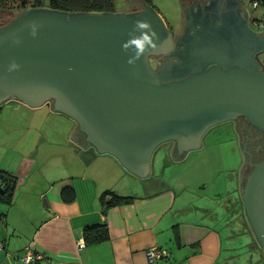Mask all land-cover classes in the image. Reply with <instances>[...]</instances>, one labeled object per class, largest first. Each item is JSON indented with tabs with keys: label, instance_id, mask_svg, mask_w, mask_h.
I'll list each match as a JSON object with an SVG mask.
<instances>
[{
	"label": "water",
	"instance_id": "95a60500",
	"mask_svg": "<svg viewBox=\"0 0 264 264\" xmlns=\"http://www.w3.org/2000/svg\"><path fill=\"white\" fill-rule=\"evenodd\" d=\"M140 6L135 12L21 10L0 26V101L52 100L90 145L115 155L138 176L153 171L160 146L173 142L165 153L175 147L185 155L222 121L244 116L264 130V37H244L240 27L222 24L217 37L195 26L172 35L151 5L142 0ZM136 20L150 21L160 39L129 64L134 49L122 45L139 35ZM177 49L187 51L186 60L172 55ZM161 54L174 60L162 63V72L151 64ZM13 63L18 67L9 71ZM252 165L237 193L249 233L264 253V156Z\"/></svg>",
	"mask_w": 264,
	"mask_h": 264
},
{
	"label": "crops",
	"instance_id": "0c3cea01",
	"mask_svg": "<svg viewBox=\"0 0 264 264\" xmlns=\"http://www.w3.org/2000/svg\"><path fill=\"white\" fill-rule=\"evenodd\" d=\"M181 2L183 28L194 26L198 7L215 5L226 15L217 17L219 24L240 27L244 37L261 35L249 23L244 0ZM259 57L264 64L263 52ZM15 98L0 101V167L17 176L12 200L0 201V264H18L26 250L41 255L37 264H255L260 257L248 234L247 250L238 249L233 218L246 222L233 197L214 206L197 202L183 195L176 177L160 176L154 163L152 172L138 176L90 145L77 122L52 102L29 105ZM179 154L174 147V158L184 160L186 154ZM159 158L157 169L165 152ZM65 185L74 189L71 201L61 197ZM105 191L130 198L105 206ZM94 224H105L107 237L85 242L83 227ZM151 246L168 254L149 261Z\"/></svg>",
	"mask_w": 264,
	"mask_h": 264
},
{
	"label": "rangeland",
	"instance_id": "374dc122",
	"mask_svg": "<svg viewBox=\"0 0 264 264\" xmlns=\"http://www.w3.org/2000/svg\"><path fill=\"white\" fill-rule=\"evenodd\" d=\"M244 1L250 16V25L258 30L264 37V4L258 3L257 5H253L251 4L252 0ZM150 2L152 7L164 19L169 30H175L177 33H182L184 31L181 30L183 28L181 0H150ZM140 3H142V0H114L113 11L126 12L130 9H137L139 8ZM16 11L17 10L0 11V23L10 19L13 15L12 12ZM186 16L187 12L185 9L184 18ZM262 52L264 54V50ZM170 60L173 62V57ZM18 112L19 111H17V113ZM24 115L26 116L28 114H22L19 116ZM239 117L240 120H244L243 116ZM246 126L247 123L244 125L242 124V126L240 124L241 149L237 143V130L234 124L231 121L226 120L212 125L204 133L201 145L198 148L188 151L184 160H174V156L171 153H165L166 159L160 161L159 169H157V164L159 163L158 159H160L159 157L161 156V153L166 152L168 147V145L160 146L153 155V163L155 164L157 173L160 174V176L168 175L169 177H176L177 180L174 178L176 182L178 184L180 182L186 190L183 195L194 198L197 202H204L214 206L216 203L220 205V201H223L227 196L229 198L233 197L234 201H232V203L235 204L236 210V201L239 199L237 187L239 168L242 164V154L244 156L245 164V155L247 154V149L250 145L249 142H246V137L244 139ZM242 144L245 145L242 146ZM167 161L171 163L168 164L166 163ZM256 161L258 160H255L254 162ZM252 166V164L247 166L246 171L244 172L246 177L250 173ZM246 177L244 178L242 185L245 184ZM235 219L238 220V222L234 221L233 218L232 224L235 227L234 231H236L237 234L236 238H239L240 247H238V249L242 252L246 247V245H244L245 237L248 235L251 236V234L249 233V230H247L246 223H244L237 214ZM259 251L261 257L257 258L254 262L255 264H264V253L262 250ZM244 253L239 255V259L242 261L245 257Z\"/></svg>",
	"mask_w": 264,
	"mask_h": 264
},
{
	"label": "trees",
	"instance_id": "16d2710c",
	"mask_svg": "<svg viewBox=\"0 0 264 264\" xmlns=\"http://www.w3.org/2000/svg\"><path fill=\"white\" fill-rule=\"evenodd\" d=\"M146 4L152 6L150 0H143ZM114 0H0V11L8 10L12 12V17L7 21L1 22L0 26L6 24L13 19L21 10L31 7H48L52 9H60L65 11H113ZM1 106V103H0ZM17 176L0 167V201L9 203L14 195ZM109 194L108 201L105 206L126 201L130 196L120 195L112 191L103 192L101 199ZM75 196L73 187L65 185L61 188V197L64 201H71ZM240 198V196H239ZM238 210L242 215L241 199H238ZM83 238L85 242L102 240L107 237V227L105 224L85 225L83 227ZM32 264H37L33 261Z\"/></svg>",
	"mask_w": 264,
	"mask_h": 264
},
{
	"label": "flooded vegetation",
	"instance_id": "af4514ba",
	"mask_svg": "<svg viewBox=\"0 0 264 264\" xmlns=\"http://www.w3.org/2000/svg\"><path fill=\"white\" fill-rule=\"evenodd\" d=\"M217 8L218 7H216L215 5H211V6H206L205 8L198 7L195 11H193L192 24H194V26L197 28L198 32H200L202 34H209V35L213 34L216 37L219 35L220 26L216 20H217V16L223 17V13H222V11H218ZM140 9H141V6L139 5V8L130 9V10H127L126 12H135V11H138ZM189 27H191V25ZM189 27H188V29L191 30V32H192L193 29H191ZM216 44H218V43L216 42ZM232 46H234V45L232 44L231 48H232ZM186 52H185V50L180 51L177 49L174 52V54H172V55L176 56L181 61H184L188 57ZM169 59H170V56L168 54H165L164 56H163V54L156 55V56L154 55L151 58V64L154 67H156V65H157L158 70L160 72H162L165 69L164 67H161L163 65L162 63H166ZM168 76H169V74H168ZM50 102H52V100H50ZM243 118H244V120H240V117H237L232 121L229 120L234 124V126L237 130V143L239 145V148L241 147L240 124L242 126V124L244 125L245 123H247V126L245 127L244 139L246 137V139H245L246 142L250 143V145L247 149L248 150L247 154L246 155L244 154L246 156L245 164H244V158H243L244 156L242 154V164H241V167L239 168V179H238V189L239 190L242 189V187H243L242 182H243L244 178L246 177L245 176L246 174L244 175V172L246 171L247 166L251 165L255 160H259L260 158H262L264 156V130L257 127L255 124H253L250 120H248L244 116H243ZM165 144L166 145L171 144V146H172L173 142L172 143L167 142ZM244 145L245 144H242V146H244Z\"/></svg>",
	"mask_w": 264,
	"mask_h": 264
},
{
	"label": "clouds",
	"instance_id": "9594fccd",
	"mask_svg": "<svg viewBox=\"0 0 264 264\" xmlns=\"http://www.w3.org/2000/svg\"><path fill=\"white\" fill-rule=\"evenodd\" d=\"M30 27L32 29L31 34L36 36V22H30ZM134 31L138 32L139 35L130 36L129 40L124 42L122 48L125 51H128L130 48L134 49V55L131 56L128 60L129 64H134L137 59L144 55L150 48H155L156 41H158L159 34L156 32L155 28L152 27L150 21L147 20H136L133 23ZM18 66L13 63L9 71L17 68Z\"/></svg>",
	"mask_w": 264,
	"mask_h": 264
},
{
	"label": "built area",
	"instance_id": "2783aa9c",
	"mask_svg": "<svg viewBox=\"0 0 264 264\" xmlns=\"http://www.w3.org/2000/svg\"><path fill=\"white\" fill-rule=\"evenodd\" d=\"M258 3H263L264 0H252L251 4L257 5ZM0 242V247H1ZM146 256L149 261H153L154 259L161 258L168 254V251L165 248H161L158 246H151L146 250ZM41 255L39 253H33L31 250H26L25 253L20 257V261L18 264H32L33 261L40 257Z\"/></svg>",
	"mask_w": 264,
	"mask_h": 264
}]
</instances>
